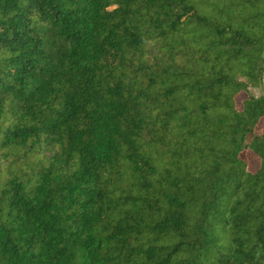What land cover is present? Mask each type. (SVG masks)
Returning <instances> with one entry per match:
<instances>
[{"label": "trees", "instance_id": "1", "mask_svg": "<svg viewBox=\"0 0 264 264\" xmlns=\"http://www.w3.org/2000/svg\"><path fill=\"white\" fill-rule=\"evenodd\" d=\"M0 264H264V0H0Z\"/></svg>", "mask_w": 264, "mask_h": 264}, {"label": "rangeland", "instance_id": "2", "mask_svg": "<svg viewBox=\"0 0 264 264\" xmlns=\"http://www.w3.org/2000/svg\"><path fill=\"white\" fill-rule=\"evenodd\" d=\"M250 93L254 96H258L259 95V92L257 90H250ZM245 158L248 159V162H249V169L251 171H255L258 167V161L256 160L255 157H253L252 155L250 154H245L244 155Z\"/></svg>", "mask_w": 264, "mask_h": 264}]
</instances>
